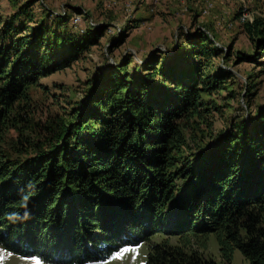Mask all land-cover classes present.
<instances>
[{"label": "trees", "instance_id": "trees-1", "mask_svg": "<svg viewBox=\"0 0 264 264\" xmlns=\"http://www.w3.org/2000/svg\"><path fill=\"white\" fill-rule=\"evenodd\" d=\"M35 2L0 18V134L27 88L69 68L86 48L75 44L64 53L59 36H49L48 19L37 22ZM244 31L264 39V22L246 23ZM194 45L201 61L221 52L204 36L190 51ZM256 46L264 57V44ZM154 73L101 75L59 147L24 160L0 148L2 248L51 264H84L163 231L178 242L149 244L145 264H232L235 249L249 264H264V110L240 134L217 138L213 151L183 158L181 167L175 155L186 147L188 127L180 122L203 108L197 87L208 92L219 81L200 78L181 89L160 70L178 89L173 93ZM209 234L221 263L191 246V236Z\"/></svg>", "mask_w": 264, "mask_h": 264}, {"label": "rangeland", "instance_id": "rangeland-1", "mask_svg": "<svg viewBox=\"0 0 264 264\" xmlns=\"http://www.w3.org/2000/svg\"><path fill=\"white\" fill-rule=\"evenodd\" d=\"M27 1L31 0H0V18L6 20ZM34 1L31 8L37 22L48 19L49 36H59L57 43L64 53L75 44L86 48L69 68L41 78L18 98L12 118L0 134V148L10 159L24 160L50 151L53 145L59 147L64 142V127L77 125L101 75L114 71H125L131 78L155 72L148 76L161 89L172 92L178 89L159 77L160 70H169L181 89L200 78L219 81L213 86L215 91L211 85L208 92L197 87L203 108L199 116L184 117L180 122L188 127L183 130L186 147L174 154L181 167L186 159L192 162L200 153L217 148V138L240 134L241 127L264 110V57L256 46L257 42L264 44V39H251L244 31L246 23L264 22V0ZM74 18L78 23L72 22ZM202 36L221 51L217 58L201 61L195 45L190 51L191 44ZM165 239L172 245L178 242L177 237L158 231L149 241L124 246L106 260L84 264H145L149 244ZM190 240L194 249L221 263L215 234L191 236ZM0 264L51 263L0 246ZM232 264L249 263L235 249Z\"/></svg>", "mask_w": 264, "mask_h": 264}, {"label": "built area", "instance_id": "built-area-1", "mask_svg": "<svg viewBox=\"0 0 264 264\" xmlns=\"http://www.w3.org/2000/svg\"><path fill=\"white\" fill-rule=\"evenodd\" d=\"M206 3H207V1H205ZM206 7H209V5H208V3H207V5H206ZM78 21H79V19L78 18H74V20L72 21L73 23H78Z\"/></svg>", "mask_w": 264, "mask_h": 264}]
</instances>
